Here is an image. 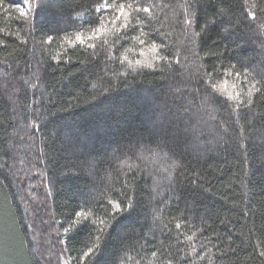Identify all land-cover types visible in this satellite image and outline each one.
<instances>
[{
    "label": "trees",
    "instance_id": "1",
    "mask_svg": "<svg viewBox=\"0 0 264 264\" xmlns=\"http://www.w3.org/2000/svg\"><path fill=\"white\" fill-rule=\"evenodd\" d=\"M101 2L45 0L31 26L0 10V264H43L35 220L68 264H89L97 234L91 264H264V90L236 110L208 87L230 65L241 98L245 79L264 85V0H124L151 12L122 30ZM101 16L107 43L64 39ZM153 41L168 59L123 61L150 60ZM128 196L103 233L63 231Z\"/></svg>",
    "mask_w": 264,
    "mask_h": 264
},
{
    "label": "snow or ice",
    "instance_id": "2",
    "mask_svg": "<svg viewBox=\"0 0 264 264\" xmlns=\"http://www.w3.org/2000/svg\"><path fill=\"white\" fill-rule=\"evenodd\" d=\"M247 2V0H245ZM6 0H0V10L4 12L10 13L15 12V19L19 22H23L27 25H32V21L35 17L42 11L45 7V0H13V2H7ZM108 9H111L114 15L112 16L111 20L108 21L113 25L115 30L116 22L119 21V29H126L129 27L131 20H136L138 23H142L139 20V16H132L133 12L139 13H150L151 6L141 7L138 4L131 3V2H122L116 3L115 0H102L100 4L95 5V10L97 12H106ZM223 11V9L221 10ZM185 12H188V8H185ZM249 15L255 19V13L249 10ZM194 16V13H193ZM187 23L191 25L193 20H188ZM135 27V25H133ZM261 27H264L262 25ZM3 31V29H0ZM227 31V29L225 30ZM10 35L12 33H9ZM111 34L110 31L105 26V18L103 16L99 17V23L95 27H91L87 30V35H85L84 31H79L74 33L72 38L67 36L64 37L65 40L68 41L70 44H74L75 42H79V44L83 47H90L95 48L96 40H100L102 43H107L106 36ZM19 38V32L15 33ZM147 34L143 32V29H140V35L135 37V40L140 45H145V37ZM198 35V33H197ZM52 40V37H48V42ZM149 50L152 51L155 55L148 61L142 62L141 60H129L127 56H123V61H127L129 66L133 67L135 70V66H143V67H154V62L156 60H166L167 57L163 56L159 53V49L165 47V45H157L154 41L151 42L149 45ZM126 51H128L126 49ZM141 56L144 55L143 49L140 52ZM235 68V65H230L228 69L224 70L223 78L220 81L212 82L209 79L208 87L211 89L212 93H215L217 96L222 97L225 103L232 102V106L234 109L239 110L241 106L249 107L252 104V90L255 89L256 92H260L264 90V85L257 87L258 82H249L245 79V84H250L251 86L248 88L247 98H241V91L242 89H238L237 85L233 83L231 86L229 85L227 76L231 69ZM209 78H211V73L208 74ZM232 75L238 81L240 80L241 73L240 72H232ZM229 87H231V91H229ZM166 155V154H165ZM174 168L175 165H172ZM167 171V169H165ZM171 174V173H170ZM133 197L128 196L127 199L121 203L119 200H109L110 211L107 209L105 210L106 215L110 217V219H105L103 217L95 216L91 209H82L75 213V217L68 221V226L63 229L65 233L72 232L74 230H78L79 228L88 227L91 224L97 233H103L106 228L111 226V220H115L117 218V214H122L124 211H130L133 208ZM177 228L181 227L180 223L176 224ZM202 231V230H201ZM193 235L186 236V239L191 241L193 239ZM101 246V235L97 234L94 238V242L86 248L82 252L80 260L83 261L85 258H91L89 260V264L91 261L95 259L97 255H99V249ZM153 257L157 255L156 252L152 253ZM264 255V253H261ZM166 264H172L171 260H168Z\"/></svg>",
    "mask_w": 264,
    "mask_h": 264
},
{
    "label": "rangeland",
    "instance_id": "3",
    "mask_svg": "<svg viewBox=\"0 0 264 264\" xmlns=\"http://www.w3.org/2000/svg\"><path fill=\"white\" fill-rule=\"evenodd\" d=\"M36 225L42 226L37 234L38 252L40 255L41 262L43 264H68L65 256L62 254V246L50 245L53 237L47 233L48 223L44 220L45 225L38 223ZM48 234V235H47ZM54 239V238H53Z\"/></svg>",
    "mask_w": 264,
    "mask_h": 264
}]
</instances>
